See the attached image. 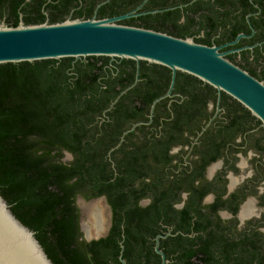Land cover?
<instances>
[{
    "label": "trees",
    "instance_id": "trees-1",
    "mask_svg": "<svg viewBox=\"0 0 264 264\" xmlns=\"http://www.w3.org/2000/svg\"><path fill=\"white\" fill-rule=\"evenodd\" d=\"M100 1L82 0L81 4L79 0H0V19L6 13L5 19L15 26L20 13L27 25L43 23L46 17L49 23L61 22L69 14L71 18H91ZM138 1L141 0H109L97 8L96 18L108 11L118 14L123 7ZM166 5L165 1L157 3L161 8ZM168 13L167 10L119 22L144 23L153 16L165 21ZM99 57L106 56L80 59L91 61ZM72 59L0 64V195L15 217L34 231L54 264H120L122 233L126 264H147L145 252L136 250L134 244L146 227L157 224L159 211L164 212L162 206L167 210L171 182L167 140H120V135L125 121L144 117L151 102L165 92L170 70L141 60L140 67L161 72L157 70L156 76L149 77L150 86L135 91L131 88L123 94L108 112L112 119L108 122L98 114L119 91L107 96L100 85L95 87V71L84 66L83 61H78L76 72L67 71ZM176 82L177 90L189 94L191 99L205 98L210 94L208 89L214 90L181 71H177ZM178 82L186 83V90ZM64 151L72 154L70 160H62ZM78 195L87 200L106 197L112 222L105 237L89 242L83 239L75 203ZM147 196H154V200L140 206L139 199Z\"/></svg>",
    "mask_w": 264,
    "mask_h": 264
},
{
    "label": "flooded vegetation",
    "instance_id": "flooded-vegetation-1",
    "mask_svg": "<svg viewBox=\"0 0 264 264\" xmlns=\"http://www.w3.org/2000/svg\"><path fill=\"white\" fill-rule=\"evenodd\" d=\"M143 1L123 7L118 14L108 11L99 17L127 12L136 15L124 19L155 15L159 11L141 12L161 9L157 3L165 1L167 5L162 8L170 7L165 21L153 16L144 23L135 20L127 25L221 46L219 51L227 52L225 57L228 60L264 83V0ZM96 6L92 16H96ZM44 13L48 15V12ZM68 17L71 18L70 14ZM5 18L6 13H3L0 22L4 21L8 26L15 24ZM20 21L24 23L21 13L17 24ZM238 34L242 36L231 43ZM83 60L72 59L70 65H65L67 71L76 72L75 66H80L78 61ZM125 60L99 57L83 61L84 66L95 71L92 83L95 87L100 85L107 96L119 91L98 114L101 120L112 121L108 112L115 102L131 88L135 91L147 84L150 86L149 77L160 71L140 67V62L137 67L134 60L135 63ZM170 80L171 71L164 93ZM160 82L163 81L160 79ZM178 83H182V89L186 90V83ZM153 85L155 88L156 84ZM176 86L175 76L171 94L155 103L152 116L153 101L144 117L125 121L120 135V140L124 137L167 140V171L171 181L168 182L167 210L162 206L164 212L159 211L161 216L157 224L146 227L142 238L134 244L135 249L145 252L147 264H156L157 258L160 264L161 255L155 249L156 236L165 235L159 238L158 248L164 252L166 264H264V123L223 91L208 89L210 94L205 98L191 99ZM174 178H178L176 184ZM153 200L154 196L143 197L138 204L145 207ZM111 222L112 213L110 227ZM122 237L124 239L123 233ZM123 239L120 240L122 244Z\"/></svg>",
    "mask_w": 264,
    "mask_h": 264
},
{
    "label": "water",
    "instance_id": "water-1",
    "mask_svg": "<svg viewBox=\"0 0 264 264\" xmlns=\"http://www.w3.org/2000/svg\"><path fill=\"white\" fill-rule=\"evenodd\" d=\"M106 1L108 0L97 4L95 12ZM169 8L141 13L160 12ZM133 15L136 14L127 12L105 18H96L95 15L91 18L68 17L61 22L49 23L45 20L43 23L31 25L20 21L15 26H8L2 21L0 22V64L45 59L59 60L64 57L77 60L87 56H106L111 59L134 60L138 67L139 62L143 60L164 66L171 71L169 87L166 93L153 100L150 117L155 103L171 94L176 72L181 71L209 84L219 93L223 91L238 100L264 123V83L228 60L225 57L227 52L219 51L221 46L206 45L190 37H176L157 30L119 22ZM241 36L242 34H238L231 43L236 42ZM129 87L120 92L117 98ZM71 156L69 151H64L62 160L67 161L66 158ZM77 197L80 202L79 213L83 216L85 215L83 204L100 200L105 205L108 213L107 224L101 233L88 237L82 228L83 221L80 224L87 241L104 237L110 227L112 213L106 197L102 195L84 203L80 195ZM164 236H156L155 249L161 255L160 264H166L164 252L158 248L159 238ZM123 247L120 241V264H125L122 257ZM0 264H54L34 236V231L15 217L1 195Z\"/></svg>",
    "mask_w": 264,
    "mask_h": 264
},
{
    "label": "bare ground",
    "instance_id": "bare-ground-1",
    "mask_svg": "<svg viewBox=\"0 0 264 264\" xmlns=\"http://www.w3.org/2000/svg\"><path fill=\"white\" fill-rule=\"evenodd\" d=\"M84 210V217H87L90 221L89 225L86 222H83L82 228L83 231L87 234L88 237L96 236L101 233L105 227V206L102 204L100 200L98 201H90L87 204H83L82 206Z\"/></svg>",
    "mask_w": 264,
    "mask_h": 264
},
{
    "label": "rangeland",
    "instance_id": "rangeland-1",
    "mask_svg": "<svg viewBox=\"0 0 264 264\" xmlns=\"http://www.w3.org/2000/svg\"><path fill=\"white\" fill-rule=\"evenodd\" d=\"M72 158V156L71 157H67L66 158V160L68 161V160H70ZM82 199H83V203L84 202H88L89 200H87V199H85V198H83V197H81ZM95 201H98V200H95ZM103 204V203H102ZM76 206H77V208H78V211H80V202H79V198L77 197V201H76ZM105 206V205H104ZM81 214V213H80ZM107 211L105 210V218H106V220H107ZM86 222L87 224H85V225H89V223H90V221L88 220V218L87 217H84L83 215H80L79 216V223L81 224V222ZM81 234L83 235L84 233H83V231L81 232ZM84 236V235H83Z\"/></svg>",
    "mask_w": 264,
    "mask_h": 264
}]
</instances>
